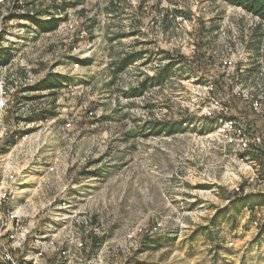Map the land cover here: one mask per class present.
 I'll return each instance as SVG.
<instances>
[{"label":"rangeland","instance_id":"1","mask_svg":"<svg viewBox=\"0 0 264 264\" xmlns=\"http://www.w3.org/2000/svg\"><path fill=\"white\" fill-rule=\"evenodd\" d=\"M14 1L13 14L26 3L0 5L2 29ZM65 1L86 34L60 27L0 51L16 79L25 64L35 81L50 73L63 82L47 126L60 175L42 181L28 211L65 200L100 240L52 264H264V23L226 0ZM49 3L37 8L45 17L58 12ZM138 51L113 76L114 62ZM76 59L91 63L75 67ZM82 83L89 90L75 89ZM164 117L181 130L152 134L150 123ZM85 166L91 175H78ZM239 188L254 212L233 206Z\"/></svg>","mask_w":264,"mask_h":264},{"label":"built area","instance_id":"2","mask_svg":"<svg viewBox=\"0 0 264 264\" xmlns=\"http://www.w3.org/2000/svg\"><path fill=\"white\" fill-rule=\"evenodd\" d=\"M5 1L0 0V5L4 4ZM28 1L31 2L30 7H27L25 3L22 4L21 9L17 8L18 14L12 13L16 2L14 1L9 4L8 11L4 13L5 29H2L0 26V51L5 52L10 48L11 52L15 51L19 43L23 42L28 36L36 39L38 36L47 33L39 29L24 15L26 11L33 14L35 12L34 9L40 7L41 0ZM53 1H56V5H58V12L54 15L61 18L57 28L64 27L70 31L78 30L82 35L86 34V29H78L76 27L79 17V14L76 12V7H68L62 10V7L68 2L65 0ZM53 1L49 0V4ZM54 15H49L48 17L42 15V17L49 18ZM76 49L77 45H74L73 50ZM10 62L6 66H0V120L14 107L17 99L15 93L18 91L23 93V87L31 86L36 82L30 78L33 75L31 73L32 71L28 70L29 66L25 64L22 65L26 68L27 75L22 80L14 78V68L11 67ZM73 64L75 67L80 66L79 62H74ZM90 87V85L85 87L83 83L82 85H75V89L81 88L78 89L79 92L89 90ZM255 101L259 104L258 100ZM47 106L48 101L41 99L34 105V109L40 110ZM86 112L89 116L95 114L93 110L88 111L87 109ZM24 125H29L25 119L18 122V127ZM71 126L72 122L68 120L63 127L70 128ZM30 136L31 133H25L21 137L19 144L15 146L20 147ZM241 140L244 147H249L251 140L244 137ZM252 140L255 144L262 141L259 135L253 137ZM11 154L12 151L5 153L1 158V170L7 183L5 186L0 185V264H52L51 259H67L75 256L76 254L71 252L72 247L83 249L86 245L84 240L85 235L91 234V228L88 226L85 230L79 228L80 226H84V221L80 219V215L75 217V215L69 213L71 212L69 208L71 204L65 200L57 204L56 211L53 209L46 210L48 207L54 205L52 202H49L48 204L37 206L32 212H29V205L31 206L34 203L30 198H26L17 206L12 205L10 202L11 199H14L22 192V188L25 187L24 185L29 179L26 176L24 177L25 168H17V164L12 160ZM46 167V171L43 174L41 173L44 177L42 181L46 180V174L58 172L56 163H51L50 165L46 163ZM21 185L23 186L22 188ZM42 211L46 215V221L43 225L44 229L35 235L29 246H27V241L33 233L34 218L39 216ZM85 223L87 225L86 220ZM102 253L103 251L99 250L97 256L101 257Z\"/></svg>","mask_w":264,"mask_h":264},{"label":"crops","instance_id":"3","mask_svg":"<svg viewBox=\"0 0 264 264\" xmlns=\"http://www.w3.org/2000/svg\"><path fill=\"white\" fill-rule=\"evenodd\" d=\"M74 63V62H73ZM37 69V68H36ZM26 70V69H25ZM22 75L26 76L27 71H24V68L21 69ZM42 73V71H41ZM48 74V73H47ZM41 75L37 78L35 83H38L40 80H45L46 75ZM34 83V84H35ZM55 89H53L54 91ZM51 92L52 89L43 88L39 90H27L22 92L15 93L16 103L15 106L9 110L8 114L4 117V119L0 120V185H6V180L4 179V174L1 170V158L5 153L12 151V160L17 164V168H25L24 177L34 182H38L36 186H27L25 183V187L21 185L22 192L17 195L14 199H11V204L17 206L19 203L24 201L26 198H30L34 204H36L35 199L42 192L41 181L43 177V172L46 171V163L51 164L54 163L49 158V154H52L54 149L53 141L49 139L48 136V128L49 124L52 122V105H51ZM57 93V92H56ZM58 95V93H57ZM59 97V95H58ZM41 99H45L48 101V106L41 108L40 110L34 109V105L38 103ZM12 115H16L17 120L12 121ZM26 117H33L32 120L25 119ZM21 118V119H19ZM11 119V120H10ZM25 119L29 125H24L22 127H18V122ZM3 120V121H2ZM2 121V122H1ZM44 124V128H43ZM17 125V127H16ZM38 128V129H36ZM25 133H31V136L28 140L24 141L22 145H18L21 141V137ZM44 135V137H42ZM42 138V139H41ZM37 139H41V143H37ZM36 140V143H35ZM40 141V140H39ZM34 145V146H33ZM33 146V147H31ZM45 165V166H44ZM42 173V174H41ZM41 174V175H40ZM70 176L68 167L65 168L61 172V176ZM52 175L58 176L60 175L59 171L56 173H48L46 174V178ZM56 198V197H55ZM30 204V203H29ZM57 204H54L52 207H48L46 210H54L57 208ZM31 206L29 205L28 208ZM45 213H42L34 218V227L33 233L30 235L27 246H29L30 242L33 240L35 235H37L40 231H43V225L45 223ZM85 217V216H84ZM89 234L85 235V247L83 249H79L77 247H72L71 252L74 254L80 253L82 254L88 248V244L90 245V238H88ZM91 235V234H90Z\"/></svg>","mask_w":264,"mask_h":264},{"label":"trees","instance_id":"4","mask_svg":"<svg viewBox=\"0 0 264 264\" xmlns=\"http://www.w3.org/2000/svg\"><path fill=\"white\" fill-rule=\"evenodd\" d=\"M26 1V6L30 7L31 2H29L28 0ZM229 4L233 5V6H239L241 8H244L248 13L257 16L261 22L264 23V0H226ZM65 7V6H63ZM41 10L37 9V11H35L33 14L29 13L28 11H26V13L24 14L26 17H28V19H30V21L32 23H34L39 29H41L44 32H53L54 30H56V28L59 25V22L61 20L60 17L57 16H51L49 18H44L42 17V13H40ZM180 13L183 14V12L181 11ZM1 15V14H0ZM260 24V23H259ZM261 27V24H260ZM3 52H0V66H6V64H9L10 60L9 57H4L3 56ZM139 57H143L142 52H125L123 55H121V57L118 58V60H116V62H114V75L116 76V74L121 71L124 68H127L129 65L133 64ZM183 59V58H182ZM76 62H81L84 65H88L91 63L90 59H76ZM184 60V59H183ZM171 63L166 64L163 69L161 70V72L159 73L160 76H162V79H166L168 77V75L170 74V69H171ZM25 77V76H23ZM45 80H40L38 83L32 84L31 86H25L22 88V91H26V90H39V89H43V88H49V89H56V87L61 86L63 84V82L61 81V79L56 78L57 80L53 79V77H51L50 73H48L46 75V77L44 78ZM148 79V78H147ZM145 80L142 81V83H140V85H144ZM139 85V86H140ZM51 94H56L55 92H51ZM15 106V105H14ZM21 119V118H19ZM25 119L27 120H32L33 117H26ZM151 126V132L152 134H160V133H166L168 135H173L175 133H177L179 130H181V125L179 124V121L177 119H169V118H162V119H156L154 121H152L150 123ZM259 148H261L260 145H252L250 149H253L254 151H259ZM88 166H85L84 168L80 169L79 171H77L78 175H91V171L87 170ZM79 178V177H78ZM264 197V196H262ZM229 199L233 200V206L234 207H249L253 212L255 211L256 205L259 203H263V200H259L257 204L254 203V200L252 199L251 194H247L246 197H243L241 195V190L240 188L233 191L232 196L228 197ZM100 240V238H97L94 235H90V244L92 245V247L94 245H97V242Z\"/></svg>","mask_w":264,"mask_h":264}]
</instances>
